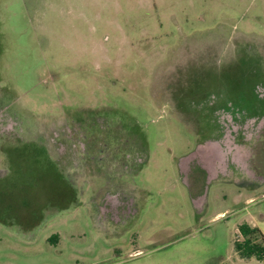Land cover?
Wrapping results in <instances>:
<instances>
[{"label":"rangeland","instance_id":"1","mask_svg":"<svg viewBox=\"0 0 264 264\" xmlns=\"http://www.w3.org/2000/svg\"><path fill=\"white\" fill-rule=\"evenodd\" d=\"M18 141L77 198L20 204L0 264H264L234 250L264 216V0H0V180Z\"/></svg>","mask_w":264,"mask_h":264},{"label":"trees","instance_id":"2","mask_svg":"<svg viewBox=\"0 0 264 264\" xmlns=\"http://www.w3.org/2000/svg\"><path fill=\"white\" fill-rule=\"evenodd\" d=\"M7 155L8 173L0 180V204L2 205L0 221L3 224L11 225L15 222H22L21 219H17L20 218V204H42V202L43 204H54L51 200L53 197H48L50 193H56L54 195L59 198L60 203L65 200L68 194L70 199L64 204L76 202L75 189L65 178L55 161L48 155L45 145L34 141L19 142L10 148ZM58 188H64L66 191L63 192L62 189L60 192H55ZM44 198H48L50 201H45ZM33 212V208H29L24 215H33ZM21 226L26 230L31 225ZM239 231L243 240L234 242L235 252L243 259L254 257L257 260H262L264 245L257 242L258 236L264 239L261 230L242 222L239 225ZM53 238L54 236L51 239Z\"/></svg>","mask_w":264,"mask_h":264},{"label":"crops","instance_id":"3","mask_svg":"<svg viewBox=\"0 0 264 264\" xmlns=\"http://www.w3.org/2000/svg\"><path fill=\"white\" fill-rule=\"evenodd\" d=\"M229 165H230V168H229ZM227 166H225L224 168V175L222 177H225L227 178V180H231L233 179L235 176H237V179L234 181V179L232 180V182L235 184V185H239V186H256L258 185L257 183L262 181V177L259 176L258 174H256V178H253V177H250L251 175H254L253 173H251L249 175V172H246V171H243L241 168L239 167H235L234 165H236V163H234V165L232 164H229ZM210 174L209 171H207V175ZM253 197L250 196L248 197L247 199H245V201H249L251 200ZM197 205V207L200 209L203 204H195ZM6 208V206H5ZM2 213V205L0 204V215ZM22 216L24 217H21V221L20 223H23V224H30L32 221L31 219L33 218V215H24V213L21 214ZM250 217H251V223L250 224L248 221H245L246 223L250 224L251 226H255L257 228H259L261 230V232L263 233L264 235V216L261 215V214H258L257 212L255 213H252L250 214ZM0 224L1 225H5L3 224L1 221H0ZM27 230V229H26Z\"/></svg>","mask_w":264,"mask_h":264},{"label":"flooded vegetation","instance_id":"4","mask_svg":"<svg viewBox=\"0 0 264 264\" xmlns=\"http://www.w3.org/2000/svg\"><path fill=\"white\" fill-rule=\"evenodd\" d=\"M244 141H248L247 140V138H245V137H243L242 138ZM26 142H29V141H26ZM34 142H37V141H34ZM17 143H19V141L17 142ZM21 143V142H20ZM37 143H39V142H37ZM258 144V143H257ZM4 151V150H3ZM209 152H211V151H208V153H202V154H200V155H198V158H196V160H195V162H194V164L192 165V167H191V169L193 168L194 169V171H193V173L195 174V175H206L207 176V171H212V169H213V166H212V163H214V157H215V155H214V157L213 156H210L211 154L209 153ZM231 152H233V150L231 151ZM48 155L50 156V154H49V152H48ZM51 157V156H50ZM52 158V157H51ZM257 159V158H256ZM53 160V159H52ZM229 160V159H228ZM236 160V158H235V156L233 155V153H231L230 154V161H229V163L230 164H232V163H234V161ZM256 162H257V160H256ZM55 163H56V161H55ZM57 164V163H56ZM57 166L59 167V169L61 170V168H60V166L57 164ZM201 166V167H200ZM190 169V170H191ZM256 171H257V173H258V175H259V169L258 168H254ZM62 171V170H61ZM66 178V177H65ZM206 178V177H205ZM67 179V178H66ZM68 180V179H67ZM69 181V180H68ZM111 203L110 204H106V206L107 207H109V209L111 210V211H114V207L116 206L117 207V205L118 204H125V202H122V201H118L117 199H115V200H112V201H110Z\"/></svg>","mask_w":264,"mask_h":264},{"label":"water","instance_id":"5","mask_svg":"<svg viewBox=\"0 0 264 264\" xmlns=\"http://www.w3.org/2000/svg\"><path fill=\"white\" fill-rule=\"evenodd\" d=\"M183 174H187V171H185V170H183V171H181ZM209 173H210V171H209ZM211 179H212V176H211V174H208L207 176H206V182L208 183V182H211ZM204 198H205V194H202L201 195V197L200 198H198L197 200H195V204H202L203 203V200H204ZM197 206V205H196Z\"/></svg>","mask_w":264,"mask_h":264}]
</instances>
